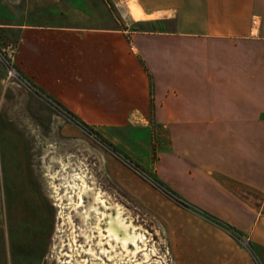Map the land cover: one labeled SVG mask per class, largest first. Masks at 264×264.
Here are the masks:
<instances>
[{"label":"crops","instance_id":"1","mask_svg":"<svg viewBox=\"0 0 264 264\" xmlns=\"http://www.w3.org/2000/svg\"><path fill=\"white\" fill-rule=\"evenodd\" d=\"M136 1L147 18L133 28L18 27L12 65L39 96L229 227L107 160L108 178L164 223L174 264H256L235 233L264 264V0Z\"/></svg>","mask_w":264,"mask_h":264},{"label":"rangeland","instance_id":"2","mask_svg":"<svg viewBox=\"0 0 264 264\" xmlns=\"http://www.w3.org/2000/svg\"><path fill=\"white\" fill-rule=\"evenodd\" d=\"M140 1L156 8L175 7L182 0ZM125 4L0 0V264H174L164 223L121 192L104 167L107 160L118 162L138 179L136 183L147 184L177 205L165 186L151 185L140 173L153 180L154 174L116 150L97 128L84 132L43 97L6 82V61L12 64L18 27L113 20L118 28H133ZM112 151L136 165L138 173ZM150 193V199H158ZM158 204L170 212L165 202ZM236 235L238 245L261 264L247 238Z\"/></svg>","mask_w":264,"mask_h":264},{"label":"built area","instance_id":"3","mask_svg":"<svg viewBox=\"0 0 264 264\" xmlns=\"http://www.w3.org/2000/svg\"><path fill=\"white\" fill-rule=\"evenodd\" d=\"M7 64V75H6V82L7 83H17L18 85L28 88L31 92L39 95V92L37 89H35V87H33L29 81L27 79H25L18 71L17 69L8 61H6ZM55 108L59 109V107H57L54 103H52L51 101H49ZM61 112H63V114L66 116V118L73 122L75 125H77L79 128H81L84 132L86 133H93V129L92 131H89L87 129H85L84 127H82L74 118H72L71 116H69L66 112L62 111L61 109H59ZM113 156H115L117 159H119L122 163H124L126 166H128L131 170H133L134 172L138 173V168L136 165H133V163L131 161H129L127 158L121 156L117 151H112ZM146 181H148L151 185L155 186V187H159L158 184L156 185V182L147 174L144 173H140ZM139 174V175H140Z\"/></svg>","mask_w":264,"mask_h":264},{"label":"trees","instance_id":"4","mask_svg":"<svg viewBox=\"0 0 264 264\" xmlns=\"http://www.w3.org/2000/svg\"><path fill=\"white\" fill-rule=\"evenodd\" d=\"M56 106H57V105H56ZM57 107H59V106H57ZM59 109H61L62 111L66 112L69 116H71L72 118H74L69 112H67V111H66L65 109H63L62 107H59ZM74 119H75V120H76V121H77L82 127H84L85 129H87V130H89V131H92V129H91L90 127H88V126L85 125L84 123L78 121L76 118H74ZM113 150H114V149H113ZM154 181H155V179H154ZM155 182H156V181H155ZM156 183L158 184L159 188H161V189L164 188L160 183H158V182H156ZM163 190L165 191V193H168L171 197H173L174 200H175V202H176L178 205L190 209L191 211L197 213V214L200 215L201 217H205V218H207V220L213 222L215 225L219 226V227L222 228V229H227V228L229 229V227H227L226 225H224V224H222L221 222L217 221L216 219L211 218V217L208 218V217H206L207 215H205L204 213H201V212H199V211H196V210H194V209H191V207H190L189 205H187L185 202H183L178 196H176L173 192L169 191L168 189H163Z\"/></svg>","mask_w":264,"mask_h":264},{"label":"bare ground","instance_id":"5","mask_svg":"<svg viewBox=\"0 0 264 264\" xmlns=\"http://www.w3.org/2000/svg\"><path fill=\"white\" fill-rule=\"evenodd\" d=\"M126 1V13L127 16L131 19V20H140V19H144L147 18V16L145 15L143 8L140 6V4L136 1V0H125ZM55 192V191H54ZM82 203V198L80 197V195L78 196V200H77V204H81ZM58 206V205H57ZM116 227V226H114Z\"/></svg>","mask_w":264,"mask_h":264}]
</instances>
